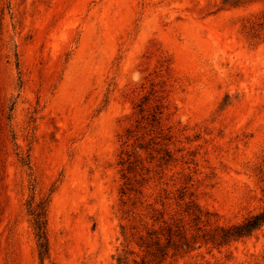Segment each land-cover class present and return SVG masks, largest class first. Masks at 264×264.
I'll list each match as a JSON object with an SVG mask.
<instances>
[{
    "label": "rangeland",
    "instance_id": "obj_1",
    "mask_svg": "<svg viewBox=\"0 0 264 264\" xmlns=\"http://www.w3.org/2000/svg\"><path fill=\"white\" fill-rule=\"evenodd\" d=\"M222 1L0 0V264H41L28 153L43 264H116L121 225L196 205L211 226L264 209V1ZM165 264H264V226Z\"/></svg>",
    "mask_w": 264,
    "mask_h": 264
},
{
    "label": "trees",
    "instance_id": "obj_2",
    "mask_svg": "<svg viewBox=\"0 0 264 264\" xmlns=\"http://www.w3.org/2000/svg\"><path fill=\"white\" fill-rule=\"evenodd\" d=\"M252 1L256 0H223L220 8L240 7ZM20 160L29 170L31 195L27 201V212L34 231L39 259L41 264H43L45 259L49 257L50 250L48 210L51 197L48 195L40 197L38 200L36 199V179L32 172L30 154L28 153L26 156L20 155ZM126 184V189L123 191L124 194L127 191L134 190L130 178H128ZM195 207L196 209L192 213L194 217H191L189 223L174 219L168 221L165 217H150L153 220L151 224L142 220L144 226L142 230L133 231L136 227L128 229L126 225H121L123 242L122 248L115 255L116 264L130 263L131 255L136 253L130 248L132 242H135L142 252L139 260H133L135 263L165 264L169 259L183 257L203 245H212V247L216 248L229 245L232 242L252 235L264 226V209L249 215L238 223L211 226L210 217H203L202 209L197 205ZM202 223L205 224L202 225Z\"/></svg>",
    "mask_w": 264,
    "mask_h": 264
}]
</instances>
